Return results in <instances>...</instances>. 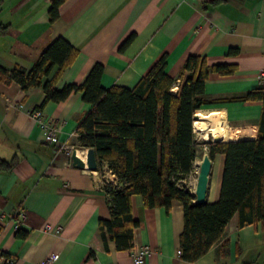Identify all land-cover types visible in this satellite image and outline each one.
<instances>
[{
  "label": "crops",
  "instance_id": "1",
  "mask_svg": "<svg viewBox=\"0 0 264 264\" xmlns=\"http://www.w3.org/2000/svg\"><path fill=\"white\" fill-rule=\"evenodd\" d=\"M50 2L2 0L0 25H9L15 33H0L1 67L30 70L50 42L62 37L78 55L56 87L81 84L91 67L100 63L104 89L132 88L163 54L165 72L173 78L188 56H202L209 66L227 64L235 71L208 75L201 96L206 104L196 116L211 117L216 129L206 140L195 136L196 140L209 143L216 135L221 142L256 138L262 104L239 98L264 86V77L257 78L264 73V0H64L53 22ZM229 49L237 53L230 55ZM55 71L56 67L43 81ZM181 84L177 79L175 94ZM43 98L42 87L24 92L16 82L0 81V160H16L10 170L0 171V264H43L51 253L57 255L52 264H132L142 246L150 249L143 264H264V229L259 223L239 228L237 215L204 256L182 261L181 203L172 201L166 212L163 207H146L140 195L131 198L132 217L143 223L134 230L133 247L118 251L107 239L104 249L98 222L109 217L108 197L97 171L77 169L71 160L76 149L86 163L76 128L92 105L79 92L58 103L48 102L42 111L59 128L60 138L59 144H52L44 140L31 115ZM216 155L218 178L211 188L208 185V202L219 196L224 156ZM218 159L212 161L215 178ZM103 172L112 175L107 166ZM18 208L22 217L16 216ZM18 229L27 232L24 238L15 236ZM225 241L230 242V258L220 255ZM91 250L95 257L89 256Z\"/></svg>",
  "mask_w": 264,
  "mask_h": 264
},
{
  "label": "trees",
  "instance_id": "2",
  "mask_svg": "<svg viewBox=\"0 0 264 264\" xmlns=\"http://www.w3.org/2000/svg\"><path fill=\"white\" fill-rule=\"evenodd\" d=\"M63 1L51 0L50 22L58 18ZM1 3L2 0L0 6ZM0 33L14 34L15 30L9 25H0ZM132 38L128 37L122 46ZM236 53V49L228 51L230 55ZM77 55L72 45L57 37L38 55L30 70L19 65L10 69L0 66V81L16 82L24 92L42 87L44 98L38 106L41 110L48 102H61L72 92L81 93L82 100L92 105L78 122L77 142L82 149L93 148L98 160L97 171H104L107 166L117 181L115 185L102 184L109 206V217L98 222V237L104 249H107V239L118 251L133 247L134 230L143 225L132 217L134 195H140L146 207H163L166 212L172 201L181 203L183 229L179 236V256L185 262L204 256L220 240L234 215L239 228L259 223L264 229V86L239 98L262 104L256 138L212 144L210 158L216 154L224 156L219 196L214 202L196 203L191 191L177 184L192 172L197 159L194 115L206 104L201 96L208 75H228L235 67L209 66L205 57L190 55L178 77L173 78L165 72L166 54H163L132 88L104 89L100 84L104 71L100 63L91 67L81 84L56 87ZM55 67L53 77L43 81ZM177 79L182 84L175 94L172 89ZM15 162V159L0 160V171L10 170ZM26 234L18 229L15 236L24 238ZM239 253L236 247L235 255ZM220 255L230 258L229 241L222 243ZM89 256L95 257L92 250Z\"/></svg>",
  "mask_w": 264,
  "mask_h": 264
},
{
  "label": "water",
  "instance_id": "3",
  "mask_svg": "<svg viewBox=\"0 0 264 264\" xmlns=\"http://www.w3.org/2000/svg\"><path fill=\"white\" fill-rule=\"evenodd\" d=\"M196 114L194 115V119L196 118ZM196 139V138H195ZM197 141V140H196ZM221 142L218 136L214 137L213 140L208 143L204 142L203 145L209 147L208 153H203L200 159L199 170L197 173V180L194 189V197L196 203H203L206 201L208 184H209V176L211 173L212 167V159L210 158V145ZM198 144L196 143V147ZM86 151V163L77 156V150L73 149L71 151V160L73 167L77 169H88L91 172L97 171L98 169V160L96 157L95 150L93 148H88ZM197 152V150H196ZM87 166V168H86Z\"/></svg>",
  "mask_w": 264,
  "mask_h": 264
},
{
  "label": "built area",
  "instance_id": "4",
  "mask_svg": "<svg viewBox=\"0 0 264 264\" xmlns=\"http://www.w3.org/2000/svg\"><path fill=\"white\" fill-rule=\"evenodd\" d=\"M264 77V73L260 72L257 76L258 80H262ZM31 115L34 118L38 128L42 132L44 140L48 143L59 144V128L55 125L54 121L50 117H46L43 114L41 109H34L31 111ZM112 175L108 176L107 172H103V177L105 178L104 183L117 184L116 177ZM16 216L22 217L23 212L21 208L16 210ZM47 229H50L47 227ZM60 228H57V231ZM150 252L148 246H142L134 255H133V263L132 264H143L144 259ZM57 255L55 253H51L43 264H52L56 260Z\"/></svg>",
  "mask_w": 264,
  "mask_h": 264
},
{
  "label": "rangeland",
  "instance_id": "5",
  "mask_svg": "<svg viewBox=\"0 0 264 264\" xmlns=\"http://www.w3.org/2000/svg\"><path fill=\"white\" fill-rule=\"evenodd\" d=\"M216 136L219 137V135H216ZM216 136H213L212 139L214 137H216ZM201 140H197L196 141L197 144H198V146L196 147V150H197L196 157H197V159H198L199 162H200V159H201L203 153H206V154L208 153V150H207L206 146L203 145L204 142H202ZM211 146H213V145H210V147ZM203 148H206V149L203 150ZM83 150H85V149H83ZM216 158L218 159V156L217 155H215V157L212 159L213 163H214V161H215ZM213 163H212V167H211V173H210V176H209V184H208L210 188H211L212 183H214V179L217 180V178H218L219 159H218V163L216 162V166H215V167H217L216 178H215L214 171H213V166H214ZM198 170L199 169H196L195 167H193L192 172L187 177L181 179V181H179L177 183L178 186L181 187V188L188 189L194 195V189H195L194 186L196 185L195 183H196V178H197ZM96 174H97L98 177H100V180H101L100 182L102 184H104L105 178L103 177V170L100 171V172L97 171Z\"/></svg>",
  "mask_w": 264,
  "mask_h": 264
},
{
  "label": "bare ground",
  "instance_id": "6",
  "mask_svg": "<svg viewBox=\"0 0 264 264\" xmlns=\"http://www.w3.org/2000/svg\"><path fill=\"white\" fill-rule=\"evenodd\" d=\"M193 127L195 128V134H196L195 136L197 137V139H204V140L208 138V135L211 136V134L216 129L215 124L213 123V119L211 117H202V116H199L194 119ZM205 149L206 148H203V150ZM199 165L200 162L198 160H195L194 167L196 169H199Z\"/></svg>",
  "mask_w": 264,
  "mask_h": 264
}]
</instances>
